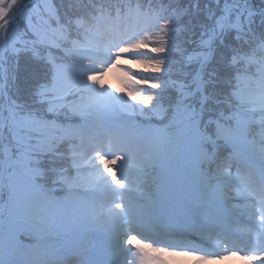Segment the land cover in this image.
<instances>
[{
	"label": "rangeland",
	"instance_id": "1",
	"mask_svg": "<svg viewBox=\"0 0 264 264\" xmlns=\"http://www.w3.org/2000/svg\"><path fill=\"white\" fill-rule=\"evenodd\" d=\"M216 1L205 6L208 13L217 12L216 18L209 19L206 14L203 24L207 26L193 29H202L200 35L210 32V39L204 42L207 47L221 29L230 25V20H241L240 14L234 16L232 12V7L239 4ZM54 3L0 0V132L3 135L6 127L4 142L10 138L18 142L14 159L13 146L5 147L9 155L0 172V186L3 184L8 197L0 212V264H49V259L53 264H67V260L87 264L83 258L93 257V247L102 242L101 229L112 233L108 245L116 264H264V193L257 202L254 190L248 187L255 181L245 187L242 179L231 177L235 172L229 167L218 166L221 175L214 180L205 177L204 170H211L213 156L207 150L210 138L198 127L203 102L199 110L193 101L195 92L202 90L198 84L201 75L195 73L192 77L185 72V78H180L178 73H172L164 81L165 87H174L180 95L179 104L168 107L173 113L169 119L161 121L160 110L143 114L146 86L138 73H167L158 66L144 70L142 63L157 51L156 43L163 44L167 34L176 31L175 26L163 24L156 15L148 16L145 11L127 14L131 23L123 32H117L114 40L104 43L90 36L88 44L81 43L82 47L67 51L69 62L52 61L56 80L48 92L52 98L46 115L32 112L36 109H19L13 103L17 55L19 45L26 40L25 31L46 45L64 38L61 30L48 23V17L56 13ZM146 26L151 32L145 31ZM212 51H191L184 67H190L193 60H210ZM236 61L233 56L230 64ZM5 62L13 66L10 80L4 72ZM259 73L257 79L237 75L231 87L238 102L234 107L238 111L235 126L231 129L217 124L225 147L238 165L242 164V153L264 157V67ZM7 81L12 85L6 88ZM56 121L62 122L56 125ZM251 124L259 126L255 139L248 133ZM51 138H67L75 145L74 150L81 152L71 159L68 155L55 156L60 167L59 181L48 193L40 179L44 170L35 157L49 150L54 153L51 145L58 140L41 146ZM240 169L243 175L244 169ZM180 180L187 189L192 219L194 215L202 217L204 223L209 219L211 229L220 220L239 217L246 222L248 234L244 232L242 240H228L234 244L231 247L221 240L211 241V249L203 248L204 244L196 239L186 241L172 235L158 238L160 234L153 232L163 224L169 208L166 206L173 205ZM214 182L223 184L217 188ZM58 231L64 235L57 238L66 242L56 241L52 251L44 250L41 243L48 234ZM24 234L33 237H29L30 243L20 241ZM60 253L62 258L58 257Z\"/></svg>",
	"mask_w": 264,
	"mask_h": 264
},
{
	"label": "trees",
	"instance_id": "2",
	"mask_svg": "<svg viewBox=\"0 0 264 264\" xmlns=\"http://www.w3.org/2000/svg\"><path fill=\"white\" fill-rule=\"evenodd\" d=\"M239 6L232 7L234 16L241 15L240 23L235 20H230V25L219 31V36L216 40H212L211 47L204 45L207 39H210L209 31L202 33L201 27L207 26L203 22L207 19L206 14L216 18L215 11L207 12L206 4H214L216 0H128L127 4H137L145 6L148 5L152 12H157L160 20L170 22L177 27V31L171 33L170 38L163 44L155 45L158 50V55L151 56L144 60V68H151L152 66L163 65L170 68V71L178 72L179 74L189 73L192 76L195 73L202 75L203 93L206 96V107L211 110V115L214 117L216 113L227 112L233 113L227 103L234 102L231 94V87L237 81V75L243 73H254L256 65L262 66L264 63V0H230ZM95 3L100 7L103 13H111L115 11L116 7L114 0H57L56 6L60 8V15L52 17L53 23L60 26L66 32V40H57L59 45H63L62 49H56L54 45L46 46L39 42L36 36L31 32H26V40L24 44L19 45L17 55L18 60V81L16 95L13 97V103L18 105L19 109L32 111L37 114L45 113L49 108L48 94L46 93L49 87L55 81V74L52 60H66L68 57L63 49L73 47V40H82V28L78 27L77 22L84 23V29L96 22L95 18L100 13L91 3ZM87 4V7L83 5ZM124 1L119 2V6H123ZM204 17V21H203ZM213 25L212 21L209 22ZM215 29V28H214ZM95 29H93L94 31ZM214 31V30H213ZM69 37V38H68ZM212 48V58L207 61H195L191 63L190 67H184L187 62L188 54L191 51L197 52L200 50H209ZM238 58L236 65L232 66L230 61L233 56ZM11 63V62H10ZM9 62H5V74L10 80L11 67ZM10 68H8L9 66ZM12 65V63H11ZM4 74V73H3ZM2 74L0 71V85L2 82ZM142 83L152 84L146 87V102L152 103L156 107H169L174 105L177 92L169 87L163 85L164 76L161 75H139ZM7 86H11L7 81ZM154 87V88H153ZM160 89L162 91H160ZM197 99L201 97V92H197ZM226 100L222 105H217L215 101ZM39 104V107H38ZM32 106H36L32 108ZM1 108V106H0ZM41 109V110H40ZM207 118V117H205ZM209 119V118H207ZM211 120V119H210ZM232 124V123H229ZM215 129L210 125L207 131L215 137L217 134L213 133ZM9 142V143H8ZM7 142L11 144L14 158L16 156L15 148L18 142L15 138H10ZM3 143L0 135V169L4 162ZM69 150L68 147L64 151ZM220 156V155H218ZM46 168L53 165L51 159L44 161ZM221 163L226 164L224 160ZM47 175L46 181L50 182L51 177ZM7 200L3 188L0 187V205Z\"/></svg>",
	"mask_w": 264,
	"mask_h": 264
},
{
	"label": "bare ground",
	"instance_id": "3",
	"mask_svg": "<svg viewBox=\"0 0 264 264\" xmlns=\"http://www.w3.org/2000/svg\"><path fill=\"white\" fill-rule=\"evenodd\" d=\"M126 136L128 137V136H134V134H126ZM14 246H15V244H13ZM102 252H104L103 250H102Z\"/></svg>",
	"mask_w": 264,
	"mask_h": 264
}]
</instances>
